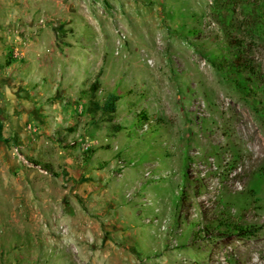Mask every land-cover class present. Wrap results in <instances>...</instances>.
Listing matches in <instances>:
<instances>
[{
  "label": "rangeland",
  "instance_id": "1",
  "mask_svg": "<svg viewBox=\"0 0 264 264\" xmlns=\"http://www.w3.org/2000/svg\"><path fill=\"white\" fill-rule=\"evenodd\" d=\"M238 71L264 0H0V264H264Z\"/></svg>",
  "mask_w": 264,
  "mask_h": 264
},
{
  "label": "trees",
  "instance_id": "2",
  "mask_svg": "<svg viewBox=\"0 0 264 264\" xmlns=\"http://www.w3.org/2000/svg\"><path fill=\"white\" fill-rule=\"evenodd\" d=\"M231 54L232 56L236 55L238 58L237 61H239L240 56L243 55L242 47L239 46L232 49V52L229 51L228 55ZM224 60H227L226 56H224ZM228 67L231 69L232 66L228 65ZM236 73L237 74H235V79L232 81L235 90L239 93L241 98L244 97L252 101L253 108L255 111H258L259 114H264V107L262 109L260 108V110L257 109L258 107L257 104L264 105V101H260L256 104L257 97L261 98L262 95L264 94V87H262L263 83H259L257 78L256 80H253L252 76L254 75L251 74L252 73L251 71L246 77L243 75L245 73L243 71H238ZM118 101H120L119 97L115 96L114 94H110L103 103V106L99 108V106L96 105V108L98 109L99 112H101L102 115H111L116 112V104Z\"/></svg>",
  "mask_w": 264,
  "mask_h": 264
}]
</instances>
